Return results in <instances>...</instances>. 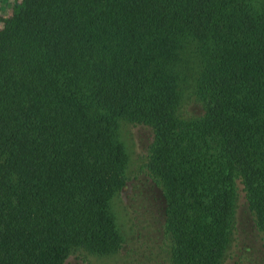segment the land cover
I'll use <instances>...</instances> for the list:
<instances>
[{"label":"trees","instance_id":"trees-1","mask_svg":"<svg viewBox=\"0 0 264 264\" xmlns=\"http://www.w3.org/2000/svg\"><path fill=\"white\" fill-rule=\"evenodd\" d=\"M9 13L0 264L123 247L109 207L127 181L119 121L151 132L142 168L162 214L149 259L224 264L237 182L264 243V0H18ZM189 95L199 111L184 119Z\"/></svg>","mask_w":264,"mask_h":264},{"label":"rangeland","instance_id":"rangeland-1","mask_svg":"<svg viewBox=\"0 0 264 264\" xmlns=\"http://www.w3.org/2000/svg\"><path fill=\"white\" fill-rule=\"evenodd\" d=\"M17 2L18 0H0V18H6L10 14L12 3ZM180 111L184 119H189L199 111L192 95L182 100ZM116 132L127 153V181L125 187L110 198L109 207L115 231L123 247L105 255L91 254L80 248L74 249L68 254L65 264H163L159 257L149 259L144 249H152L155 253V241L159 239L158 229L162 214L160 191L147 181L142 168L146 160L145 146L151 139L150 129L119 121ZM234 205V227L224 264H264V243L255 230L252 215L246 207L242 186L238 182Z\"/></svg>","mask_w":264,"mask_h":264}]
</instances>
